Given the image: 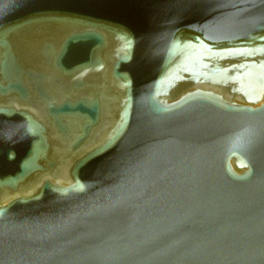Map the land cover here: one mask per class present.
Masks as SVG:
<instances>
[{"label":"water","instance_id":"water-1","mask_svg":"<svg viewBox=\"0 0 264 264\" xmlns=\"http://www.w3.org/2000/svg\"><path fill=\"white\" fill-rule=\"evenodd\" d=\"M0 264H264V0H0Z\"/></svg>","mask_w":264,"mask_h":264}]
</instances>
